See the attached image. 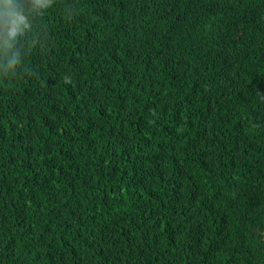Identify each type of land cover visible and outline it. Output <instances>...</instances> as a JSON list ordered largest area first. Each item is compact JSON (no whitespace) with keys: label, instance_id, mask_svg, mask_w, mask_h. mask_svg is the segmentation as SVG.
<instances>
[{"label":"trees","instance_id":"obj_1","mask_svg":"<svg viewBox=\"0 0 264 264\" xmlns=\"http://www.w3.org/2000/svg\"><path fill=\"white\" fill-rule=\"evenodd\" d=\"M19 3L0 264H264V0Z\"/></svg>","mask_w":264,"mask_h":264},{"label":"clouds","instance_id":"obj_2","mask_svg":"<svg viewBox=\"0 0 264 264\" xmlns=\"http://www.w3.org/2000/svg\"><path fill=\"white\" fill-rule=\"evenodd\" d=\"M35 4L48 8L52 0H34ZM30 9L23 8L19 0H0V18L8 25V38L16 37L24 28H28L29 22L25 12Z\"/></svg>","mask_w":264,"mask_h":264}]
</instances>
